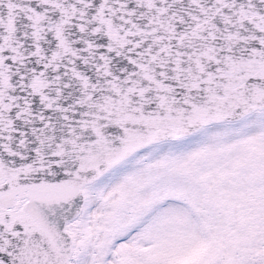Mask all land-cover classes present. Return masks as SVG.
<instances>
[{"label": "snow or ice", "instance_id": "1", "mask_svg": "<svg viewBox=\"0 0 264 264\" xmlns=\"http://www.w3.org/2000/svg\"><path fill=\"white\" fill-rule=\"evenodd\" d=\"M0 264H264V0H0Z\"/></svg>", "mask_w": 264, "mask_h": 264}]
</instances>
